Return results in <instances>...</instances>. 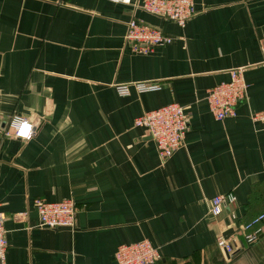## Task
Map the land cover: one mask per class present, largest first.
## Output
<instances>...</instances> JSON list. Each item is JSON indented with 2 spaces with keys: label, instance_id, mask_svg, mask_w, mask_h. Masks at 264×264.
Returning <instances> with one entry per match:
<instances>
[{
  "label": "crops",
  "instance_id": "0c3cea01",
  "mask_svg": "<svg viewBox=\"0 0 264 264\" xmlns=\"http://www.w3.org/2000/svg\"><path fill=\"white\" fill-rule=\"evenodd\" d=\"M194 1L180 27L110 0H0V125L19 116L36 129L28 142L0 139L5 264H116L140 241L160 250L156 264H264V233L245 245L241 230L264 209V131L252 121L264 111V0ZM133 18L171 43L133 52ZM238 69L247 99L216 120L208 92ZM147 82L161 89H116ZM171 103L189 123L164 163L135 120ZM228 194L234 204L213 216L212 199ZM38 199L73 200L75 227L41 226ZM232 236L228 257L218 240Z\"/></svg>",
  "mask_w": 264,
  "mask_h": 264
},
{
  "label": "built area",
  "instance_id": "2783aa9c",
  "mask_svg": "<svg viewBox=\"0 0 264 264\" xmlns=\"http://www.w3.org/2000/svg\"><path fill=\"white\" fill-rule=\"evenodd\" d=\"M110 1L132 6L135 11L143 10L151 15L175 21L180 27H185L187 22L197 14L194 0ZM127 26L125 41L135 53L147 54L172 41L158 28L137 18L130 20ZM230 75L229 82L215 86L209 90L207 96L209 109L215 119L219 121L235 117L238 106L247 99L248 85L243 70H233ZM131 87H134L139 93L155 92L161 89L160 84L156 82L119 85L116 89L120 96L127 97L130 95ZM252 121L261 123L264 131V111L253 114ZM188 123L185 108L177 103L145 112L135 120V126L145 129L155 142L159 157L164 163L185 146ZM35 134V126L19 116H11L0 125V139L13 137L22 142H28ZM235 200L233 194L214 197L211 201L210 213L213 216L221 215L227 205L234 204ZM34 203L41 226L48 228L75 227L77 207L73 200L49 203L38 199ZM6 220V215L0 212V264H5L8 250ZM241 230L245 233V245H251L258 241L264 233V212L246 223ZM218 246L228 257L234 255L237 250L233 236L228 239L219 238ZM160 259V250L149 241L121 245L115 254L116 264H156Z\"/></svg>",
  "mask_w": 264,
  "mask_h": 264
},
{
  "label": "trees",
  "instance_id": "16d2710c",
  "mask_svg": "<svg viewBox=\"0 0 264 264\" xmlns=\"http://www.w3.org/2000/svg\"><path fill=\"white\" fill-rule=\"evenodd\" d=\"M259 190H262L261 189V187H259V185H257L256 186V188H254L253 189V192H252V194L250 195V199H253L254 197H256L257 195H258V193H259ZM262 212H264V209L262 210V211H260L258 214H256L253 218H252V220L254 219V218H256L259 214H261ZM252 220H250V221H252ZM249 221V222H250ZM248 223V222H247ZM264 235V234H263Z\"/></svg>",
  "mask_w": 264,
  "mask_h": 264
},
{
  "label": "water",
  "instance_id": "95a60500",
  "mask_svg": "<svg viewBox=\"0 0 264 264\" xmlns=\"http://www.w3.org/2000/svg\"><path fill=\"white\" fill-rule=\"evenodd\" d=\"M151 138V137H150Z\"/></svg>",
  "mask_w": 264,
  "mask_h": 264
}]
</instances>
